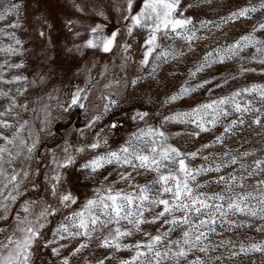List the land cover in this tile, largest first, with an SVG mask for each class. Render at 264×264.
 Segmentation results:
<instances>
[{"label": "snow or ice", "instance_id": "obj_1", "mask_svg": "<svg viewBox=\"0 0 264 264\" xmlns=\"http://www.w3.org/2000/svg\"><path fill=\"white\" fill-rule=\"evenodd\" d=\"M23 8H0V21L14 17L0 28V264H36L41 249L58 264H243L264 255V0H242L216 19L189 15L184 0H74L62 35L93 60L84 86L63 99L59 89L37 95L18 35ZM113 12L120 27L106 23ZM241 22L225 42L203 46L206 33ZM97 54L110 61L97 65ZM181 62L183 72H167L163 111L141 106L115 118L132 91ZM54 106L60 116L88 115L49 144ZM77 167L101 180L66 187Z\"/></svg>", "mask_w": 264, "mask_h": 264}, {"label": "clouds", "instance_id": "obj_2", "mask_svg": "<svg viewBox=\"0 0 264 264\" xmlns=\"http://www.w3.org/2000/svg\"><path fill=\"white\" fill-rule=\"evenodd\" d=\"M11 2L12 0H0V5L5 6ZM107 2L108 0H105V3ZM43 3L44 0H23L24 8L21 9L22 20L21 29L19 30L24 34L23 38L26 44L23 59L29 72L32 73L30 79L36 78L37 80L35 85L37 95L43 96L45 92L59 89L61 99H63L69 87L78 84L75 83L76 81H80L81 79L84 81L86 77L84 69L86 66H91L90 62L93 60V54L88 52L87 49L78 47L79 41L73 40L72 37L66 36V34L62 35V32L65 31L60 27L61 23L53 26V21L49 19L46 11H41ZM73 3L74 0H59V8L62 16L58 19L63 20L65 13L72 11ZM184 3L189 15L200 17L211 15L214 17L213 19H216L217 17L226 15L230 7L234 4V0H184ZM197 3L199 7L188 8L189 5H195ZM10 21L11 18H9ZM45 23L48 27H44ZM7 24L0 28H5ZM41 31L45 33V36H38ZM231 31L232 28L226 26L219 33L215 30L206 33L209 36V40L203 46L217 42H225L226 37L230 35ZM52 33L61 34L55 43L51 39L53 37ZM117 60L113 59L111 62L116 63ZM95 61L97 65L102 64L99 54L95 56ZM109 61L110 58H106L103 63ZM186 66V62H181L179 65H172L171 69L165 67L160 73L158 82L152 83L144 81L142 88L132 91L129 99L121 102L120 110L115 113V118L120 119L121 117H126L129 111L141 106L150 113L163 111L160 100L163 98L166 88L170 86L167 72L169 70L183 72ZM39 77H44L42 82ZM146 93L151 95V101L147 99ZM53 110L57 112V115L53 119L50 133L45 137L49 144L55 141L63 143L61 138L65 132L69 129L75 130L77 120L82 123L87 119L88 115V113H81L79 116L70 118L67 115L60 116L55 106ZM70 119L71 123H69ZM57 124H61V126L57 128ZM100 126L103 128L108 127L107 117H105L104 121H101ZM123 127L126 128L127 125H123ZM88 131L92 132L95 129H89ZM121 134L111 129L108 132V135L114 139ZM41 151L43 152V150ZM77 173H80L78 177ZM77 180L80 185L88 184L94 186L96 181L101 180V177L84 172L81 168L77 167L75 172L72 173L71 181L66 182L65 186L71 188L72 184L76 183ZM46 251L45 249H41V252L44 254L40 259L36 260V264H58V259L48 256ZM91 251L96 252L97 250L93 247ZM79 260L80 258L77 257V261ZM259 264H264V258L260 260Z\"/></svg>", "mask_w": 264, "mask_h": 264}, {"label": "rangeland", "instance_id": "obj_3", "mask_svg": "<svg viewBox=\"0 0 264 264\" xmlns=\"http://www.w3.org/2000/svg\"><path fill=\"white\" fill-rule=\"evenodd\" d=\"M237 2H242V0H234V4L237 3ZM3 7H4L3 5H0V8H3ZM41 11H46V13L48 14L49 19H52L54 26L57 23H63V20L58 19L60 16H62V12H61V10L59 8V0H44V3L42 5V7H41ZM117 15L118 14L113 12V15L106 22L109 27H112L113 25L115 27H120L121 26L122 22L117 19ZM9 18H11V20L14 19L13 16H10ZM9 18L7 20L0 21V27H3L5 24L9 23ZM201 18L213 19L214 17L211 16V15H207V16H202ZM97 22H102V18H98ZM242 27H246V25L244 23H242V22L239 23V24H236L235 25V30L232 29V31L230 32V35L234 34V31H238ZM64 31L66 32V29ZM18 35H23V33L22 32H18ZM52 35H53V37H56V38L59 39L61 34L52 33ZM106 58H109V57L107 55H105L103 57V59L101 60L102 64H103V62L105 61ZM116 63L118 64L119 61L117 60ZM216 74L218 75V73H216ZM93 75L94 76L96 75V70L95 69L93 70ZM251 75H255V74H251ZM97 78L99 79V77H97ZM75 83H78L81 86H83L82 79L80 81H76ZM60 126H61V124H57V128H59ZM77 126L82 127L83 124L80 123V122H77ZM244 135L247 136V135H249V133H244ZM115 139L119 140V137H116ZM256 139L258 140L259 138L257 137ZM250 234L253 235V236H256L257 239L260 238V234H258V233L251 232ZM262 258H264V255H262L260 253H255V254H252L249 257L245 258L244 261H243V264H252L253 260L256 261V264H259V262H260V260Z\"/></svg>", "mask_w": 264, "mask_h": 264}]
</instances>
